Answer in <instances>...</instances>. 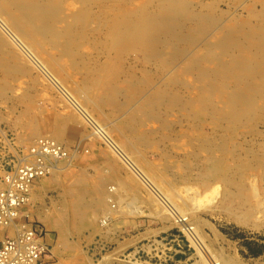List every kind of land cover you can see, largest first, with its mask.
Returning <instances> with one entry per match:
<instances>
[{
  "label": "rangeland",
  "instance_id": "1",
  "mask_svg": "<svg viewBox=\"0 0 264 264\" xmlns=\"http://www.w3.org/2000/svg\"><path fill=\"white\" fill-rule=\"evenodd\" d=\"M113 1L114 3L116 2L115 5L119 7H124L128 4L127 7L129 9L127 8V11H129L134 9L131 7H135L139 2V5H141L144 0ZM185 1L190 5V10L194 12L196 10V12H199V15L211 13L215 16L217 14L215 17L222 22L220 21V25H218L220 27L214 32L228 25L229 28H232L231 31H235L238 26L241 25L246 26L244 27L245 29L241 28L245 31L256 30L264 26V12H262L264 11V0ZM149 2V6L152 3H154V5L148 8L149 11H146L151 12L150 9H152L154 14L155 12L158 13V11H160L158 7L159 1L149 0ZM149 2L147 0L146 3ZM144 3L145 1L143 2V6ZM135 9L132 11L137 16V13L134 12ZM210 9H213V11H210ZM115 11L117 12L115 13ZM115 11H113V13L116 15L119 14L118 12H121L118 8ZM147 12H145V14ZM250 12L252 13L250 14ZM97 13H100V9ZM145 14L143 15L144 17H146ZM227 14H229L230 17H228ZM148 15L152 14L148 13ZM160 17L161 14L159 18ZM201 18H204V16ZM238 19L242 21L245 20L246 23L245 21H238ZM185 20L186 24L184 25L187 27L191 24V21H187L186 18ZM93 24H95V26ZM93 24L92 26L95 28H89L91 32L89 39L87 40V36L85 39L83 38L85 40L84 43L87 41V44L82 46L80 51L91 58V63L93 65L105 67V74L102 77H99L97 71L92 69L88 60H86V65L73 67L68 58L58 57L57 63L53 62V66H50L42 62L46 57L45 53L36 54L30 51V54H28L29 56H27L21 51L22 55L19 53L16 54L17 49L16 47L10 46L11 44L5 49L6 51L0 55V63L2 64L7 60L11 64L20 63L17 64L16 67H13L12 72H8V70L5 71L3 65H0L2 66V69H0V130L6 131L4 135H13V137L15 135V137H17L18 133L22 134L24 131L27 132L30 130L35 132L28 124L29 122L38 120L46 125L47 123L51 125L52 121L62 120L66 124L64 142L68 147L75 150L74 153L76 154L75 158L62 167L57 175L40 180L37 188L41 186L42 192H40L39 199L36 200L37 205H40V203L43 206H45L44 204L49 205L52 198L53 200L66 198L67 202L73 203L78 194L77 192L74 194L72 189L76 188L84 190L85 198L93 201L96 195L94 193V188L98 185V181L103 178L106 180V185L103 186L104 196H106L107 193L106 187L111 185L117 187L115 190V202H112V205H114L112 210L110 212L108 210L111 202L104 199L100 211H90V216L93 218L91 223H81L79 218L71 217L68 222L69 224L62 225L60 231L58 226L52 227L51 230L47 229L39 222L36 216L33 218L34 227H42L44 232H47L50 234V238H53V241H50V238L47 236V242L50 243L51 248V255L48 262L50 261L51 264H207L208 262L209 264V258L214 255V259H210L217 262L216 259L221 258L223 261L221 264H264V229L252 231L229 221L230 206L232 205L230 201L232 200L231 197H233L232 195L229 196V193L231 194L234 188L228 189L224 186L223 182L217 181L216 179L211 183L213 184L211 188L214 189L215 187L216 190L214 189L212 191L211 188L206 189V182L202 180L198 170L196 169L194 170L195 172H191V176L186 167L188 161L193 162L192 159L199 161L198 158L202 156L204 152H200L199 149L196 150L194 148L195 151L200 152L197 158H189L185 153L188 148V145H185V143L190 140L191 136L195 143L208 139L211 141L216 139L214 141L216 143L220 139L219 142L223 140L221 143H227L231 145V148H235L233 152L236 157L238 153V157L248 161V165H245V162L243 164L240 163L239 161L241 160L236 161V165H238L236 173L239 172L238 176L241 175L240 177H242L244 181L256 185L255 188L261 191V195H264V172L260 171L263 170L262 167H264V159L262 160V158H264V108H257L250 112V117L249 113L244 112V114H242V117H244L243 121V118L239 115L240 113L237 114V117L232 115L234 114L233 112H236L235 107H233L229 110L233 119V122H231L232 124L230 123L231 119L229 120L226 118V116L229 115V111H224L222 115L218 114L217 119L219 120H217L214 115H205L203 117V122L206 124L204 123L199 130L192 127L196 125V123H194L196 119L190 116L191 109H186L185 111L181 106L176 104L171 105L170 103L163 108L164 114L161 120L160 117H155V119L151 118L154 110L150 112L149 107L146 109L141 108L140 110L139 106L147 101V96L142 98V102L139 101L135 106L136 98L132 96V89H135L136 86L148 88L147 86H151L153 83L156 85L154 89L157 90L159 86L162 87L167 82L169 85L168 91L171 89L173 93L177 89V94L185 92L184 94L186 96L188 95L186 99L189 98L194 101L190 106L198 112V100L205 94L204 92H202V95L199 94L201 92V85H199L201 82L196 80V70L185 72L189 69V67L183 68V66H189L185 64L184 61L186 60L180 63L178 60H174V57L171 55L173 50L169 51L168 48H166L167 52L165 50L166 53L162 54V56L164 55V57H167H165L166 61L164 57L161 58V55V57L158 56L148 61V59H145L147 57L146 51H143L146 49L148 50L147 52H149V47L146 43L143 44L141 41L137 40V42H139L133 45L132 38L129 41L120 40L118 38L114 39V41H118L116 42L117 44L119 42L121 43L118 44L120 48L126 45L124 47L126 51L123 49V52L118 49L119 46L117 44L113 43L115 46L113 44V46L111 45L114 41L111 39L112 34L109 33L110 35H108L105 31L107 25L102 28L99 26L97 27L95 22ZM231 24L233 25L231 26ZM1 27L3 26L0 22V29L2 30ZM97 31L100 32L96 33ZM8 34L7 37L14 42L12 43L13 46H16L15 43L17 40L11 36V33ZM196 35L197 34H194V37H197ZM209 39L210 37H207L203 39L202 44H194L192 46L193 50L196 52H199V50L203 52L205 47L204 44ZM102 41L107 44H103ZM108 42L111 43L109 44ZM140 42L143 44V47H139L141 46ZM99 44L102 47H100ZM127 44L134 49L130 47L126 48L128 46ZM153 45H155L156 48L160 47L157 44ZM137 46L140 49H138ZM48 50L50 51V48H48ZM8 51H14L16 57L10 58L7 55L8 53H6ZM195 51L192 52V54H195ZM51 53L52 56L57 54L56 51H52ZM191 56L192 55H189L187 57L191 58ZM203 61L205 62V59L199 62L204 64ZM39 63L43 64L44 67H40L41 65ZM17 66L20 68L19 71H17ZM176 69L179 73L175 71ZM153 71L156 72L154 73ZM145 72H149V74ZM150 72H152V76ZM168 72H171L170 75L168 74L169 78H167ZM87 74L90 75L87 84L94 88V91L91 93L86 91L87 85L85 76ZM163 76L166 77L164 78ZM134 77L137 81L139 79V82L141 81L142 83L140 82V84L137 82ZM140 77L145 78L142 80ZM165 79L166 82H164ZM220 82V85L223 86V89L222 87L218 89L220 95L226 96L225 93L232 91V88L235 87V84L232 85L233 83L227 84L224 80H220ZM138 83L140 85H138ZM184 85L188 86L185 87ZM111 86H115L114 90L117 94H114L116 95L114 98H111L112 95L106 99V89ZM160 89L161 88H159V90ZM218 90L216 93H219ZM144 91L142 95L145 94ZM128 94H130V96H128ZM177 94L175 92L174 97H176ZM209 99L212 100V98ZM213 99L216 98L213 97ZM69 100L74 101L76 106L80 109V112L77 111ZM207 101V107H210V102L212 105H218L216 101ZM223 103V98H221V104L223 105ZM221 104L219 103V105ZM122 105L126 108L123 113L119 112L117 108V106H121L120 108L122 109ZM127 105L131 106V108L128 109ZM225 106L229 108L228 104L223 106L224 109ZM134 108L136 110L138 108L136 111L138 112L137 114H133L135 111ZM144 113L146 116L142 115ZM85 115L88 118H86ZM163 117L166 118L163 119ZM213 118L216 121L212 120ZM236 118L238 119L236 120ZM240 118L243 122L239 120ZM167 119L170 121L168 122ZM184 119H187V121ZM190 119L193 120L191 121ZM223 119L224 121H221ZM126 122H129L131 126L126 124ZM161 122L162 126L164 124L163 127L161 126ZM165 122H167V124H173L172 127L169 125L165 128ZM223 123H226L224 127ZM94 124H96V127ZM226 125L229 127H226ZM250 126L251 128H249ZM97 127L102 128L101 130L104 131L105 135L109 137L142 174L150 180L157 191L167 198L172 207L184 214L185 218L187 217L186 223L194 228V231L197 232V236L200 237L198 240L203 243V246L206 245L208 248L205 246L206 248L204 247L205 250L202 252L200 251L201 245L195 244L192 240L190 241L187 233L181 230V226L173 218V214L169 210L172 208L167 207L164 202L161 201L157 192L155 193V190L153 191L145 184L122 157L105 142L96 131ZM217 130H219V134H217ZM40 131H43V129ZM233 139L234 143L232 141ZM248 144H250V146H248ZM0 145H2L1 142ZM259 146H261V148H259ZM247 148H252V151ZM256 150H258V152ZM260 150L263 151V157L260 156L262 155ZM249 151L252 153L256 152V154L251 156ZM234 154L233 157L235 156ZM246 156L249 157L247 158ZM190 164L194 166L192 165L193 163ZM245 167H247V169ZM251 171L253 172L251 173ZM195 173L198 174L195 175ZM259 177H262V179ZM213 178L214 177H210V181H212ZM55 179H57L56 186L52 184V181ZM201 181H203L202 184L200 183ZM214 183L217 184L215 185ZM250 188L251 186L249 189ZM251 192L250 190L249 193L251 194ZM261 195L259 196L261 197ZM226 196H229V199H227ZM234 200L237 201L235 198ZM229 202L230 206L227 205ZM54 246H56V249H52ZM205 251L207 254H205ZM208 252L209 255H212L209 256ZM207 255L209 257H207ZM204 256L205 258L207 257V261L203 258ZM201 257L203 260L200 259ZM222 258H224L225 262Z\"/></svg>",
  "mask_w": 264,
  "mask_h": 264
},
{
  "label": "bare ground",
  "instance_id": "2",
  "mask_svg": "<svg viewBox=\"0 0 264 264\" xmlns=\"http://www.w3.org/2000/svg\"><path fill=\"white\" fill-rule=\"evenodd\" d=\"M144 1L145 3L143 6ZM144 1L142 2L141 5H139L140 3L139 2L138 5H136L135 7H131L134 9L136 8L134 11L137 13V16H136L132 11L134 9L129 10L130 12L127 11L129 9L127 7L128 4H126L124 7L123 6L119 7L118 5L117 6L115 5L116 2L114 3L113 0H0V22L2 26L4 27V28L3 27L1 28L5 33L7 34L11 33V36L17 40V42L15 43L16 46H13L12 43L14 42L11 41V39L7 37V34H5L0 29V55L3 52H5L6 51L5 49L8 48L9 45L11 44L10 46L16 47L17 49L16 54L19 53L20 55H22L21 53L24 52L27 56H29L28 54H30V51L36 54L45 53L46 57L42 60V62L45 64H49L50 66H53V62L57 63L58 57L68 58L73 67H78L80 65H86L87 64L86 60H88V63H90L89 65L92 67V69L97 71V74L99 77H102L105 74V67H100V66L97 67L93 65L91 63V58L88 55L80 51L82 46L87 44L86 43L87 41L84 43L85 41L84 39L86 36H87V40L89 39V35L91 33L89 31L90 30L89 28L93 27L92 24L95 22L97 27L99 26L103 28L107 25L106 30L105 29L104 30L107 32L108 35L112 34L111 39H113V41L116 38L120 40H128V41L132 38L133 45L137 44L139 41H141L143 44L146 43L149 47V52H147L148 50L146 49L143 51H146L145 53L147 54L148 58L146 57L145 59L146 60L148 59V61L160 55L162 56V54L167 52L166 48H168L169 51L173 50L171 55L174 57L173 58L174 60H178L179 63L184 60L188 62L187 64V62L184 61L186 65H189V66H183V68L189 67L188 70L186 71L184 70L185 72L190 71V70H196V76H197L196 80H198V82H201V84L197 83L201 85L200 86L201 92L199 94L202 95L203 94L202 92H204L205 94L204 96L201 97L200 100H198V106H199L198 112H196L190 106L194 103V101L189 98L186 99L188 95L186 96L184 94L185 92L182 94H179V93L177 94V89L175 88L176 91L175 90L174 91L177 94L176 96L177 98H176L174 97L175 92L172 93L171 89H169L168 91L169 85L167 84L166 79L164 81L166 83L162 87L159 86V88H161L160 90L159 88L157 90L154 89L156 85L153 83L151 84V86L146 85L148 88L136 86L135 89L134 88L132 89L133 90L132 96L136 98L135 104H134L135 106L139 101H141L142 98L147 96V101L145 102L143 100L145 103H142V104L140 103L141 105L139 106H140V110L141 108L146 109L147 107L150 108L149 110L150 112L154 110V112H152L153 114L151 115V118L155 119V117H160V120H161L162 115L164 114L163 108H165V106L170 103L171 105L176 104V105L181 106L183 110L185 111L186 109H191L190 116L193 119H196V122H194L196 123V125L192 127L197 128L199 130L201 126H203V124L205 123L203 122L204 121L203 117L205 115H210V116L214 115L217 119L218 114L222 115L224 111H229L230 109L235 107L236 110L235 109L234 110L236 112H233L234 114L232 115L237 117L238 116L237 114L240 113L239 115L242 117V114H244L245 112V113H249V117H250V114H251L250 112L254 111L257 108H264V26H261L257 28L256 30L245 31L241 28H244L246 26L241 25V26H238V28L235 31H231L232 28H229V25H228V26H224V28L223 27L220 28V30H218L217 32H214L215 30H217L218 27H220L218 25H220L221 20L215 17L217 14L215 16L211 13L209 14L205 13V14L199 15L198 14L199 12H196V10L195 12L193 10L192 11L190 10V5L186 3L185 0H158L159 1L158 7L160 11L156 13L154 9V12H155L154 14L152 9H150L151 12H147L149 11L148 8L153 7L154 3L151 2L152 4L149 6L148 5L150 4L149 0H148L149 3H146L147 0H144ZM191 1H194V0H191ZM73 4H77V5H73ZM117 8L121 10V12H118L119 13L118 15L115 14L117 12L115 11ZM99 9H100V13H97ZM113 11H115V13H113ZM210 11H213V9L212 10L210 9ZM145 12L147 13L145 14ZM148 13H151L152 15H148ZM251 13L252 12H250V14ZM144 14L146 15V17L143 16ZM160 14H161V17L159 18ZM227 15L228 17H230L229 14ZM202 16H204V18H201ZM185 18L187 19V21H191V24L188 25L187 27H185L186 25H184L186 24ZM238 21H242V20L238 19ZM93 25L95 26V24ZM232 25L233 24H231V26ZM99 32L100 31H97L96 33H99ZM194 34H197L196 35L197 37H194ZM207 37H210V39L205 42L204 44L205 47H204L203 52H200L199 50L200 52L199 53L193 50L192 46L194 44L195 45L202 44L203 39H206ZM137 40L139 41L137 42ZM96 41H97V38H96ZM102 42L103 44H107V43H104V41ZM116 42L118 41H114L112 43L108 42V43L109 44L111 43L112 45L113 43L117 44ZM142 43H141V46L139 47H143ZM115 44L113 45L115 46ZM118 44H121V43L119 42ZM153 44H157L160 47L156 48L155 45ZM127 45L128 46L126 48L130 47L129 44ZM100 47L102 46L100 45ZM124 47L120 48L119 46L118 49L124 52V50L126 51ZM48 48H50V51L48 50ZM130 48L134 49L132 47ZM52 51L57 52L56 54L57 56L55 55L56 57L52 56V53H51ZM194 51L196 53L192 54V52ZM6 53H8L7 55L10 58L14 56L16 57V55L14 54L15 53L14 51H11V52L8 51ZM186 55L187 56L192 55V56L191 58H188ZM163 57L164 55L161 58ZM166 58H165V61H166ZM204 59H205V62L203 61L204 64H201L199 61L204 60ZM158 60L160 61L161 59H158ZM17 64H20V63H17ZM17 64H11L9 63L8 60L4 61V64L0 63V65H3V68H5V71L8 70V72H12L13 67L14 66L16 67ZM39 64L41 65L40 67H44L43 64L41 63ZM40 67L38 66L39 69ZM0 69H2V66H0ZM19 70L20 68L19 66H17V71ZM175 71H177V69ZM153 72L155 73L156 71H153ZM151 73L152 72H150V75ZM170 73L169 72L167 73V78H169L168 74L170 75ZM147 74H149V72ZM88 75L89 74L85 76V81L87 85L86 91H89V93H91L94 91V88L91 85L87 84V81L89 80V77H90V75L89 76ZM145 77H142V78L140 77V78L143 80V78ZM222 79L227 84L228 83H233L232 85L235 84L234 88L230 87L232 88V91L226 90V91H229L225 93L226 96H223L222 94L220 95V91L218 90L221 87L223 89V86L220 85L221 84L220 80L223 81ZM137 82H139V79ZM139 83L138 85H140L142 82L140 84ZM114 87L115 86H111L106 89V97H105L106 99L112 95L113 96L111 98H114L116 96L114 94H117V92H115ZM217 90L219 91V93L218 92L216 93ZM143 91L145 93L144 95H142ZM183 91H184V88H183ZM128 96H130V94H128ZM213 97L216 99H213ZM209 98H212V100ZM221 98H223V101L225 103V104L223 103V105L221 104ZM208 99L213 102L216 101V103L218 102L217 103L218 105H215V104L212 105L210 102L209 104L210 107L209 106L207 107L206 101ZM69 102L72 105H74V107L77 109L78 112H80V109L76 106L74 101L69 100ZM120 103L123 104L122 102ZM219 103L221 105H219ZM226 104H228L229 108H226L225 106V109H224L223 106ZM120 107L121 106H117L118 111L123 113L124 109L126 108L123 105H122L123 107L122 109ZM127 108L130 109L131 106L127 105ZM137 110L135 109L133 114H137L138 113L136 112ZM142 115H145V113ZM232 115L230 111H229L228 116L225 115L227 119L229 120L231 119L230 123L233 122ZM165 118L163 117V119ZM238 118H236V120ZM242 118H243L242 120L244 121V117ZM212 120H214V118ZM239 120L241 121V118ZM185 121H187V119ZM221 121H224V119ZM165 123H166L165 128L166 126L170 125L172 127L173 125V124L171 125L170 123L167 124V122ZM28 124L30 125L32 129L35 130V132H32L30 130L27 132L24 131L22 134L18 133L17 137H15V135L13 137V135H8V134L4 135L6 131L0 130V137H1L0 142L2 143V145H0V193L4 192L3 191L4 189L11 188V183L6 180V177L10 175L15 176L17 172L19 174L20 171H18V169L20 167L31 165L34 167L36 171H38V173L35 174L32 177V179L27 183L26 188L23 189V192H20V191L18 192L19 195L23 198V200L20 203H18V205L12 207V209L6 208L1 213L0 240H5L7 237L17 239L21 235L24 236V234H26L27 231H29L30 225L34 224L33 218L35 216L36 218H38L39 222H41L47 229L51 230L52 227L58 226L59 230L61 231V226L69 224L68 222L71 217L79 218L81 223H85V222L91 223V220L93 218L90 216V211L92 210L100 211L102 203L104 202V199L107 200L108 202H111L110 208L108 209L110 212L112 210V207H114V205H112V202L114 201V198L116 197L115 190L117 187L112 186V185L106 187L107 193H106V196H104L103 186L106 185L105 178L100 179L98 181V185L96 186V188H94V193L96 195L93 198V201L87 200L85 198L84 190L76 188V189H72V192L74 194L76 192L78 194L76 200L73 203L67 202L66 198H62L60 200H53L52 198L51 202L49 203L50 206L48 204H44L45 206H43L41 203L40 205H37L36 200L39 199L40 192H42L41 186L37 188L40 180L46 179L47 177H51V176L53 177L57 175L59 171H61L62 167H64L68 162H71L75 158L76 154L74 153L75 150L68 147L66 143L64 142L65 135H66V130H65L66 124L62 120L52 121L51 125H49L48 123L46 125L38 120L29 122ZM126 124L130 125L129 122H126ZM225 124L223 125V127L225 126ZM94 125L96 127V124ZM161 126H162V122H161ZM227 126L228 125H226V127ZM249 128H251V126ZM41 129H43V131H40ZM96 129H97L96 131L98 132V134L105 140V142L108 145L112 147V149L118 155L122 157V159L128 164V166L133 170V172L137 174L144 181V183L147 184L153 191L155 190L154 191L155 193L157 192V195L161 198V201L164 202V204L167 207L172 208L169 210L172 212L173 218L175 219V221L178 222L179 225L181 226L180 227L182 228L181 230L187 233V236H189L190 241L192 240V242H194L195 244L201 245L200 247L201 250L200 248L199 250L203 252L205 250L204 247L206 245L203 246V243H201L200 240H198V238L200 237L197 236V232L194 231L193 227H191L190 225H188V223H186L187 217L185 218L184 214H182L180 211L178 212L176 208L172 207L170 202H168L167 198L163 194L157 191L156 187L152 185L150 180L147 177H145L142 174V172L134 165V163L121 151V149L115 143H113V141L109 137L105 135L104 131L101 130L102 129L101 127H97ZM218 131L219 130H217V134H219ZM208 140L197 141L195 143V141L193 140V137L191 136L190 140L185 143V145H188L187 152L185 153L187 157L189 158L191 157L197 158L200 155L201 151L204 152V154L201 153L202 156L198 158L199 161L197 160L195 161L194 159H192L193 162L188 161L187 166L185 165L187 167L189 174L191 175V172H195L194 170L197 169L202 180L206 182V186H205L206 189H210L211 186H213V184L211 183L216 179L217 181L223 182L224 186L227 187L228 189L234 188V191L231 192V194L229 193V196L230 195L233 196L231 197L232 200L230 201L232 205L230 206V202L229 204H227L231 208V211L228 209L230 211L229 217H228L229 221L235 223L236 225L240 227H243V228H246L252 231L264 229V195L263 194L261 195V191H258V189L255 188L256 185L247 183L246 181L243 180L242 177H240L241 175L238 176L239 172L236 173L237 171L236 168L238 166L236 165V161L241 160L239 162L242 164L245 162L246 163L245 165H248L247 164L248 161L243 160L241 157H238V153H237V157H238L237 158L233 152L235 148H231L230 147L231 145H228L227 143H221L223 142V140L219 142L221 140L220 139L217 143L214 142L216 139L215 140L212 139L213 141L211 140L208 141ZM232 141L234 143V139ZM248 146H250V144H248ZM194 148L196 150L199 149L200 152L195 151ZM259 148H261V146H259ZM247 149L248 150L250 149L252 151V148H247ZM256 151L258 152V150ZM260 152H262V155L260 154L259 155L263 157V151L260 150ZM249 153L251 156H254L256 154V152L252 153L250 151ZM233 154L235 155L234 157H233ZM246 157L248 158L249 156H246ZM257 157H258V154H257ZM263 159L264 158H262V160ZM190 163H193L192 165L194 166H191ZM256 167H259V166H256ZM245 168L247 169V167ZM262 168L263 170H260V171L264 172V167ZM252 172L253 171H251V173ZM198 173H195V175ZM210 177H214L212 181H210ZM259 178L262 179V177H259ZM189 180H190V177H189ZM203 181H201L200 183L202 184ZM52 184L56 186L57 179L52 181ZM250 186L251 188L249 189ZM252 187L255 189H253ZM214 189L216 190L215 187ZM214 189H212V191ZM250 190L252 191L251 194L249 193ZM254 191H257V192H254ZM259 195H261V197ZM229 196L228 197L226 196V198L229 199ZM14 197L17 198V195H15ZM234 198L237 201H235ZM2 201H4V199ZM9 201L13 202V199L10 198ZM49 235L50 234H48L47 232H44L43 236H40L39 238L40 240L36 238L33 241L34 245L37 247L38 250L44 247H47L48 253L38 255L34 258L31 256L30 257L23 256L21 264H51L50 261L48 262V259H50V255H51L50 243L47 242V236L49 238L51 237ZM51 240L53 241V238H50V241ZM53 248L56 249V246L52 247V249ZM201 254H204V253H201ZM205 254H207L206 251H205ZM208 255H209V252H208ZM208 255L207 257H209L212 254H210L209 256ZM213 256L214 255H212V257L210 258L212 259ZM203 258H205V256ZM203 258L201 257L200 259L203 260ZM206 258H205V261L208 260V259L206 260ZM210 258H209L210 260L209 264L223 263L221 258H217L216 259L217 262L214 260H211ZM222 259L224 260V258ZM203 264H206V263H203Z\"/></svg>",
  "mask_w": 264,
  "mask_h": 264
},
{
  "label": "built area",
  "instance_id": "3",
  "mask_svg": "<svg viewBox=\"0 0 264 264\" xmlns=\"http://www.w3.org/2000/svg\"><path fill=\"white\" fill-rule=\"evenodd\" d=\"M19 169V174L17 172L15 176L6 177V180L11 183V188L4 189V192L0 193V216L4 209H12L23 200L18 192H23L27 183L38 173L31 165L22 166ZM15 195H17V198L14 197ZM10 198L13 199V202L9 201ZM3 199L4 201H2ZM43 234L44 230L42 228H35L32 224L24 236L21 235L17 239L7 237L5 240H0V264H21L23 256L34 258L41 254H47V247L38 250L33 243L34 239H39Z\"/></svg>",
  "mask_w": 264,
  "mask_h": 264
}]
</instances>
